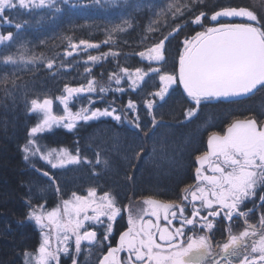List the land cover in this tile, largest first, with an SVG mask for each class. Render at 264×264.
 Returning <instances> with one entry per match:
<instances>
[{"label":"snow or ice","instance_id":"snow-or-ice-1","mask_svg":"<svg viewBox=\"0 0 264 264\" xmlns=\"http://www.w3.org/2000/svg\"><path fill=\"white\" fill-rule=\"evenodd\" d=\"M61 2L75 8L80 0ZM91 2L100 5L102 0ZM104 2L115 4L116 0ZM203 4L204 0H170L156 12V19L150 22L146 34L141 37V43L150 39L152 43L145 44L144 50L135 53L141 61L148 62V67L131 69L118 64L119 72H111L108 77L117 85L114 89L98 84L92 68L88 66L89 62L95 65L108 57L121 55L110 48L98 55H87L83 61L86 82L77 86L65 84L62 94L55 97L63 107V114H54L53 98L29 100L25 95L26 111L30 115L37 114L38 119L27 131L26 143L21 147L23 159L31 162L39 157L49 166L44 170L31 163L38 174L48 179L49 187L60 193L51 170L89 162L87 157L81 156L78 147L73 151L63 147L42 149L37 137L54 127L72 130L80 121L108 117L118 123L126 121L147 137L149 133L155 135V129L163 124L156 114L159 107L157 98L164 102L175 90L174 86H182L191 104L184 111L185 120L194 118L203 103L264 90V16L258 18L254 10L242 6H221L209 14L201 7ZM17 8L29 11L54 8L55 12L61 11L57 0H0V22L12 24V19L5 12ZM27 23V20L15 22L14 27L21 30ZM188 23L199 26L201 30L185 37L182 51L178 54V72H168L163 69L167 59L166 44ZM131 27L129 20L114 25L108 29V37L103 44L113 42V34ZM148 33H159L160 38L155 39ZM13 39L11 31L0 34V44ZM67 39L69 46L64 50V57L101 47L100 43L87 39L78 42H73L71 37ZM2 62L4 65H43L51 71L56 58L37 54L21 45L16 54L3 56ZM57 67H64L63 59ZM16 77L15 71L0 75V85H4L2 90L5 96L12 97L13 102L20 87ZM125 77L133 92L142 87L146 78L158 77L156 90L146 93L142 100L146 115L150 117L144 124L138 104L131 98L120 107L115 106V98L106 102L103 108L95 107L97 100L104 102L109 91L124 93L125 88L120 85ZM81 98L86 99L87 104L73 111L70 102ZM142 153L143 148H140L133 158L139 160ZM195 162V182L182 189L179 201L165 202L146 197L142 200L143 207L135 210L130 205L120 206L111 191L98 194L96 187L88 188L86 195L72 192L70 198L62 199L49 209L43 196L46 189L39 188L35 193L29 189L25 219L38 226L42 240L34 253L27 250L23 253V264H61V254L71 255L69 241H74L76 254L71 256L72 264H78L82 242H87L89 248L99 246L102 251L106 247L97 264H264V123L255 117L236 119L223 133L212 132L207 138V150L197 154ZM96 163H100L98 153ZM249 202L251 207H247ZM189 206L190 213L187 211ZM257 212L258 225L249 222L250 215ZM123 213H127L128 227L119 234L113 246L110 240L113 222ZM234 219L243 222L242 230L236 233L232 228ZM174 221H178V226ZM220 221L227 222V235L222 240H215ZM86 222L106 223V226L98 234Z\"/></svg>","mask_w":264,"mask_h":264},{"label":"trees","instance_id":"trees-1","mask_svg":"<svg viewBox=\"0 0 264 264\" xmlns=\"http://www.w3.org/2000/svg\"><path fill=\"white\" fill-rule=\"evenodd\" d=\"M168 2L170 0H128L127 3L119 0L108 6H82L85 4L79 2L73 8L58 1L60 12H55L54 8L31 11L17 8L5 12L13 23L0 22V34L11 31L14 39L0 44V75L15 71L16 83L20 87L15 92L16 100L13 102L12 97L5 96L2 90L4 85H0V264H23V253L26 250L34 252L39 245L38 231L25 219L28 211L25 200L29 189L35 193L39 188H45L43 196L49 209L56 206L58 200L70 198L72 192L86 195L90 187H96L98 194L111 191L120 206L146 197L165 202L179 201L182 189L195 180V156L207 150V138L212 132L222 133L236 119L255 117L258 122H264V90L203 103L194 118L185 120L184 111L191 104L182 86H174L175 90L164 102H157V118L162 119L163 124L155 129V135L149 133L145 137L126 121L118 123L108 117L80 121L72 130L56 127L39 135L37 142L42 149L63 147L73 151L78 147L81 156L87 157L90 162L82 161L63 169L51 170L59 185V194L54 187H49L47 178L33 169L31 162L27 163L23 159L21 147L26 143L28 129L37 121V116L30 115L24 107L25 95L29 100L51 97L57 109L55 97L62 94L65 84L77 86L86 82L83 61L87 55H98L110 48L121 55L108 57L95 65L91 62L88 64L98 83L108 80L111 72H119L118 64L131 69L147 68L148 62L141 61L135 53L144 50L145 44L152 43L151 39L141 43V37L146 34L150 22L156 19L155 13ZM137 4L140 6L137 7ZM221 6L249 7L257 13L258 18L264 16V0H204L201 5L209 14ZM24 20L28 23L21 30L15 29V22ZM123 20H129L132 27L113 34V42L103 44L108 37V29ZM200 30L199 26L188 23L166 44L164 70L178 72L182 41ZM148 34L155 39L160 38L159 33ZM67 37H71L73 42L87 39L100 43L101 47L80 51L78 55L74 53L73 57H64V50L69 46ZM41 41L44 43L41 44ZM21 45L37 54L55 57L53 70L49 71L43 65H4L3 56L16 54ZM61 59L64 67L58 68ZM158 83V77L146 78L142 87L133 92L124 80L120 85L125 88L124 93L110 91L104 97V102L97 101L95 107L103 108L113 98L116 100L115 106L120 107L131 98L137 102L144 124L150 117L146 115L142 100L146 93L156 90ZM140 148H143L140 159H134V153ZM97 153L100 163H96ZM33 162L37 168L49 169L39 159ZM257 213L251 217L254 218ZM122 218L114 224L113 239L124 229ZM219 223L215 240L223 238L226 227V222Z\"/></svg>","mask_w":264,"mask_h":264},{"label":"rangeland","instance_id":"rangeland-1","mask_svg":"<svg viewBox=\"0 0 264 264\" xmlns=\"http://www.w3.org/2000/svg\"><path fill=\"white\" fill-rule=\"evenodd\" d=\"M58 1H60L61 2V0H57V2ZM119 0H116V2H118ZM80 3H83V4H85V5H91V4H93L92 2H91V0H80ZM101 4H104V5H110V4H113V3H105L104 2V0H102V3ZM93 5H96V4H93ZM98 6V5H97ZM239 22V21H238ZM206 23H207V21H206ZM118 73V72H117ZM124 80H126L127 81V78L125 77V78H123L122 79V81H124ZM121 81V82H122ZM127 83H128V85H129V82L127 81ZM98 84H102V85H104L105 87H111V88H115V87H117V85H115V82H114V80L113 81H109V79L107 80H104V81H100ZM110 92V91H109ZM108 92V93H109ZM107 93V94H108ZM107 96V95H106ZM105 96V97H106ZM97 101H99V100H97ZM157 102H159V99L157 98ZM56 103L58 104V108L56 109L54 106H55V102H53V112H54V114H63V107H62V105H60L59 104V102L58 101H56ZM87 104V101H86V99H83V98H81L79 101H74V102H70V108L73 110V111H75L77 108H79L81 105H86ZM36 116H37V114H35ZM37 119H38V116H37ZM261 123H264V122H261ZM60 127H62V126H60ZM54 128H56V127H54ZM62 128H64V127H62ZM66 129V128H65ZM226 130V129H225ZM224 130V131H225ZM223 131V132H224ZM222 132V133H223ZM24 155V154H23ZM36 159H39L41 162H43L39 157H37ZM33 161H31V163H32ZM28 163V162H27ZM44 163V162H43ZM68 166V165H67ZM194 182H195V180H194ZM193 182V183H194ZM61 200L62 199H60V200H58V203L57 204H59L60 202H61ZM143 200V199H142ZM142 200H137V201H130L129 202V204L128 205H130L134 210L135 209H139V208H141V207H143V204H142ZM56 204V205H57ZM252 206V204H251V202H249V205H247V207H251ZM187 211L190 213V211H191V208H190V206L188 207V209H187ZM252 215V214H251ZM251 215H250V217H249V222L250 223H256L257 225H258V217H259V212L256 214V216H254V218H252L251 217ZM122 216H123V218H122V220H123V223L126 225L127 224V213H123L122 214ZM122 216H120L119 218H118V220H120L121 219V217ZM102 219L103 220H105V222H106V218L105 217H102ZM117 220V221H118ZM117 221H115V222H113V233H112V235H111V237H110V240H111V238H112V236H113V234H114V224L117 222ZM28 222H30V223H32L34 226H35V228H36V230L38 231V236H39V240H40V242H39V244L41 243V240H42V237H41V232H40V229L38 228V226H36L35 225V223L34 222H31V221H28ZM87 224H91L96 230H97V232H98V234H101L102 232H103V229H104V227L106 226V223L104 224V225H97V224H95L94 222H86ZM164 223V221L162 220L161 221V224H163ZM240 223V224H239ZM174 224H176L177 226H178V223L177 222H175L174 221ZM218 224H220V223H218ZM226 224H227V222H226ZM127 227H128V225L126 226V229H127ZM218 228H219V226H218ZM232 228H233V232L234 233H236V232H238V231H240V230H242V228H243V222H242V220H241V222H240V219H234V221L232 222ZM125 229V230H126ZM124 230V231H125ZM223 236V238H221L220 240H222V239H224V238H226V235H227V233L225 232V228H224V231H223V234H222ZM55 243V242H54ZM69 244L71 245V248H70V252H71V255L70 256H65V255H63V254H61V264H63V262L64 261H67V263L66 264H72V260H71V256H73V255H76L75 254V252H74V241H69ZM38 248V247H37ZM35 252V251H34ZM33 252V253H34ZM106 252V247L103 249V251L101 250V248L99 247V246H93V247H91V248H89V246L87 245V242H82V251H81V253H80V255L77 257V259H78V264H97V261H98V259L104 254ZM23 260H24V256H23Z\"/></svg>","mask_w":264,"mask_h":264},{"label":"flooded vegetation","instance_id":"flooded-vegetation-1","mask_svg":"<svg viewBox=\"0 0 264 264\" xmlns=\"http://www.w3.org/2000/svg\"><path fill=\"white\" fill-rule=\"evenodd\" d=\"M119 218V217H118ZM118 218L116 219V221L118 220ZM175 222H177L178 223V221H175ZM124 225V229L121 231V232H123L125 229H126V226H127V224L125 225V224H123ZM120 232V233H121ZM118 237H119V235L117 236V238H115V239H111V243L113 244V246L116 244V242L118 241ZM122 256L124 255L123 253L121 254ZM67 263V261H64L63 262V264H66Z\"/></svg>","mask_w":264,"mask_h":264}]
</instances>
